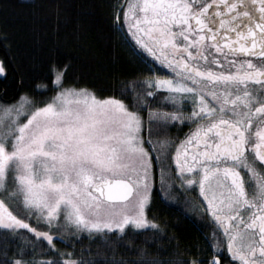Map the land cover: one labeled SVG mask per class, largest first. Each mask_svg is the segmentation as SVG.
I'll use <instances>...</instances> for the list:
<instances>
[{
	"label": "snow or ice",
	"instance_id": "obj_1",
	"mask_svg": "<svg viewBox=\"0 0 264 264\" xmlns=\"http://www.w3.org/2000/svg\"><path fill=\"white\" fill-rule=\"evenodd\" d=\"M113 29L147 65L122 82L124 99L65 87V64L50 68L55 95L0 105V264H95L90 249L75 254L85 234L106 247L129 230L159 240L165 228L147 215L154 161L161 197L198 186L194 210L213 230L187 259L139 247L131 264H264V0H118ZM176 122L192 125L178 144L153 139ZM69 237L72 252L57 248Z\"/></svg>",
	"mask_w": 264,
	"mask_h": 264
},
{
	"label": "trees",
	"instance_id": "obj_2",
	"mask_svg": "<svg viewBox=\"0 0 264 264\" xmlns=\"http://www.w3.org/2000/svg\"><path fill=\"white\" fill-rule=\"evenodd\" d=\"M116 3L118 0H0V33L8 37L7 41H0V60L6 68V75L0 76V101H13L21 93L37 101L46 97L52 91L51 66L65 64L69 68L64 85L87 87L100 97L124 99L120 93L122 82L143 79L147 72L145 65L124 46L123 37L113 29ZM37 84L48 87L39 90ZM157 135L158 139L170 138L160 129L158 134L154 130V139ZM170 158L169 152V158L163 160L165 166H171L165 175L174 177ZM155 165L156 182L147 215L164 226L161 238L154 241L150 231L129 230L119 239L113 237L111 246L106 247L99 239L89 241L85 234V239L75 245L77 256L85 248L90 252H83V256L93 259L95 264H110L113 257L131 264L138 256L139 247L146 248L150 256L162 259L177 255L187 259L198 246L205 247L207 231L198 211L194 210L193 192L181 194L170 190L171 201L163 199L159 191V166ZM28 222L36 226L34 218ZM41 230L46 229L41 226ZM72 239L69 237L68 243L54 242L62 251L72 252ZM44 245L47 246L46 241Z\"/></svg>",
	"mask_w": 264,
	"mask_h": 264
},
{
	"label": "flooded vegetation",
	"instance_id": "obj_3",
	"mask_svg": "<svg viewBox=\"0 0 264 264\" xmlns=\"http://www.w3.org/2000/svg\"><path fill=\"white\" fill-rule=\"evenodd\" d=\"M123 39V38H122ZM124 42V41H123ZM124 46L128 49V51L130 52L131 55L135 56L132 52V50L124 43ZM136 57V56H135ZM137 58V57H136ZM145 65V64H144ZM156 67L157 68H161V66L157 63L156 64ZM145 69H146V72H147V65H145ZM169 70L166 69V68H161V73L160 74H166ZM148 74V72H147ZM155 104V103H154ZM157 105L155 104V107ZM165 110L167 111H171L173 110L172 108H166ZM186 112L190 110V106L186 107L184 109ZM143 115L146 117L147 116V113L146 111L143 113ZM192 127V125L188 124L187 122L181 124L179 122H176L175 125L173 126L171 123L169 124V126L165 127V128H160V130H164L167 132V135L169 134V137L171 140H174L175 143H179L180 140H182L185 135L189 132L190 128ZM155 130V128H154ZM145 135H147V132H145ZM155 137L153 136V139ZM157 139H158V135H157ZM146 147H148V145L146 144L145 145ZM151 150V149H150ZM174 147L171 149L170 151V155H171V158H170V164L173 166V168L175 169V161H174ZM154 164H156V162L154 161ZM193 194H194V197H195V201L197 204L200 203V200L198 199V196H199V189H198V186H196V190L195 191H192ZM198 211V215L200 216L201 220H202V224H203V227L205 228V230L207 231V234H210L213 230V225L211 223V221L209 220L208 216H205V215H202L201 214V211L202 210H197ZM204 238L206 240V242L208 243L207 239H206V236L204 235Z\"/></svg>",
	"mask_w": 264,
	"mask_h": 264
},
{
	"label": "rangeland",
	"instance_id": "obj_4",
	"mask_svg": "<svg viewBox=\"0 0 264 264\" xmlns=\"http://www.w3.org/2000/svg\"><path fill=\"white\" fill-rule=\"evenodd\" d=\"M1 61V60H0ZM53 80H54V74H53ZM53 80H52V91L50 92V93H48L47 94V96L46 97H41V99H43V98H49V97H51V96H53V95H55V93L57 92V91H59V89L58 88H55L54 86H53ZM65 87H67L66 85H64ZM76 88H80V87H76ZM39 90H46V89H44V88H39ZM23 93H21V94H19L18 96H17V98H15L13 101H10V102H3V101H0V105H10V104H13V103H15L16 101H18L19 100V98H20V96L22 95ZM0 110H2V109H0ZM155 172H156V165L154 164V168H153V188H154V185H155V182H156V177H155ZM190 192H192V191H190ZM197 203H196V201H195V204L194 205H196Z\"/></svg>",
	"mask_w": 264,
	"mask_h": 264
}]
</instances>
